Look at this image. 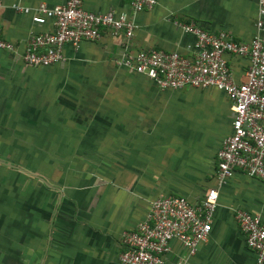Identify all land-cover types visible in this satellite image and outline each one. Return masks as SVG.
I'll return each instance as SVG.
<instances>
[{"label":"crops","instance_id":"0c3cea01","mask_svg":"<svg viewBox=\"0 0 264 264\" xmlns=\"http://www.w3.org/2000/svg\"><path fill=\"white\" fill-rule=\"evenodd\" d=\"M0 264H118L121 236L165 195L196 202L215 185V153L230 132L226 96L213 88L160 90L116 64L131 52L157 48L190 53L193 37L173 20H193L236 41L254 34L256 0H156L137 12L132 37L102 31L48 67L21 59L35 25L31 10L64 0H0ZM91 12H129L130 0H81ZM235 80L245 57L225 54ZM211 229L193 254L176 240L162 264H253L234 210L264 221V184L235 172L217 188Z\"/></svg>","mask_w":264,"mask_h":264},{"label":"built area","instance_id":"2783aa9c","mask_svg":"<svg viewBox=\"0 0 264 264\" xmlns=\"http://www.w3.org/2000/svg\"><path fill=\"white\" fill-rule=\"evenodd\" d=\"M155 4L156 0H130L129 12L118 14L91 12L81 0H64L51 8L43 3L32 10L17 4L10 8L31 12L35 25L48 24V29L26 37L21 53L24 63L48 67L63 60L64 44L77 49L83 41L96 40L102 31L129 40L135 28L133 15ZM3 7L0 2V10ZM173 24L193 37L190 53L157 48L131 52L126 42L116 64L145 76L160 90L213 88L222 92L229 102L230 132L215 153V185L196 202L171 194L152 200L135 228L122 233L118 264H162L172 240L193 254L210 232L217 188L226 179L239 172L264 184V0H256L254 34L246 42L234 40L224 30H205L193 20H173ZM14 49L15 44L0 30V50ZM225 54L247 59L242 80L231 76ZM233 217L246 247L254 253L253 264H264V221L242 208L235 209Z\"/></svg>","mask_w":264,"mask_h":264}]
</instances>
